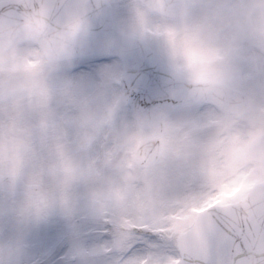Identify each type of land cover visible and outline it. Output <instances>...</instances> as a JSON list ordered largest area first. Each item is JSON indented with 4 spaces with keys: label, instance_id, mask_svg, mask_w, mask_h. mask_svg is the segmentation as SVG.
Returning a JSON list of instances; mask_svg holds the SVG:
<instances>
[{
    "label": "clouds",
    "instance_id": "clouds-1",
    "mask_svg": "<svg viewBox=\"0 0 264 264\" xmlns=\"http://www.w3.org/2000/svg\"><path fill=\"white\" fill-rule=\"evenodd\" d=\"M118 2L0 0V264H30L57 218L69 264H96L186 192L264 183V0H125L112 43L159 41L175 100L131 116L126 68L95 88L67 73Z\"/></svg>",
    "mask_w": 264,
    "mask_h": 264
},
{
    "label": "snow or ice",
    "instance_id": "snow-or-ice-1",
    "mask_svg": "<svg viewBox=\"0 0 264 264\" xmlns=\"http://www.w3.org/2000/svg\"><path fill=\"white\" fill-rule=\"evenodd\" d=\"M233 184L186 192L180 208L142 226L100 264H264V183L241 176Z\"/></svg>",
    "mask_w": 264,
    "mask_h": 264
},
{
    "label": "rangeland",
    "instance_id": "rangeland-1",
    "mask_svg": "<svg viewBox=\"0 0 264 264\" xmlns=\"http://www.w3.org/2000/svg\"><path fill=\"white\" fill-rule=\"evenodd\" d=\"M124 4L125 0H119L118 4L114 6L118 21L126 14ZM154 41L153 47L163 54L161 43ZM113 64L116 63L112 61L99 63L96 59L75 61L67 69V73L81 81L86 87L95 88L104 82L107 74L119 69L117 64ZM205 110L207 108L198 109L200 112ZM132 114L133 112L129 108L128 115L131 116ZM106 238V233L99 226L90 228L84 233V242L89 246L102 243ZM70 246L66 225L62 219L57 218L34 231L31 236L28 260L30 264H69ZM96 264H100V260H97Z\"/></svg>",
    "mask_w": 264,
    "mask_h": 264
},
{
    "label": "water",
    "instance_id": "water-1",
    "mask_svg": "<svg viewBox=\"0 0 264 264\" xmlns=\"http://www.w3.org/2000/svg\"><path fill=\"white\" fill-rule=\"evenodd\" d=\"M106 14L102 12L93 17L92 34L84 50L79 55L102 53L116 54L124 59L126 67H129V69L132 67L137 70H132L138 84V93L133 97V101H139L140 103L138 108H136V105L132 102L136 110L153 111L162 106L174 105L175 100L169 94V87L164 81L168 80L169 82L170 75L164 77L160 74L164 79L160 80L156 72L151 69L154 66H150L148 63L152 60L151 57H149L146 52L142 51L137 43L134 45H113L112 38L115 37V35L118 36V33L114 32L108 10ZM111 29L115 33L114 36H109L107 34L111 32ZM142 53H146L147 58L143 59ZM158 81L159 83L156 86V82ZM157 91H159V93H157Z\"/></svg>",
    "mask_w": 264,
    "mask_h": 264
}]
</instances>
